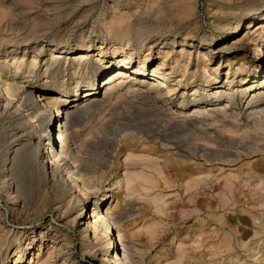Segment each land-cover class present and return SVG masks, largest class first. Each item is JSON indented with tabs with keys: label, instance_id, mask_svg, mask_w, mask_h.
Wrapping results in <instances>:
<instances>
[{
	"label": "rangeland",
	"instance_id": "1",
	"mask_svg": "<svg viewBox=\"0 0 264 264\" xmlns=\"http://www.w3.org/2000/svg\"><path fill=\"white\" fill-rule=\"evenodd\" d=\"M225 2L0 0V64L23 58L17 67L24 69L37 57L25 77L31 88H54L68 100L78 93L76 102H60L62 108L78 106L65 120L66 163L87 186V176L92 175L112 195L111 244L105 250L110 264H264V105L247 110L246 98L236 95L228 117L197 114L191 110L196 104L179 102L181 91L187 95L197 81L160 97L154 90L139 94L127 86L106 91L102 83L113 68L99 73L97 50L90 53L91 65L80 82L94 92L83 97L84 88L77 86L69 63L43 72L41 65L51 54L48 46L65 43L75 52L83 44L94 49L99 42L108 56L113 48L133 50L128 59L136 65L146 48L137 37L141 29L166 37L174 33L181 37L190 29L193 41L216 48L240 37L245 27L243 22L237 30L211 26L209 8L223 7ZM119 13L126 17L125 35L107 31L112 16ZM225 20L233 21L227 14L218 15V22ZM226 52L231 62L247 59L249 77L256 72L263 78L262 53L243 46ZM150 54L148 72L164 50L152 48ZM194 67L192 59L184 76L188 81ZM226 70L224 60L217 73L220 82ZM182 73V66H177L162 89L175 88ZM210 80V87L218 85ZM30 101L19 107L20 112L0 109V264H102L88 246L89 233H83L78 223L90 212L92 199L79 215L82 203H71L73 193L62 185L61 173L52 176L48 164L36 160V134L30 137L21 130L25 110L40 105L35 96ZM207 101L199 105L202 110L213 102ZM52 138L59 146L53 132ZM22 144L24 157L18 152ZM8 156H13L10 161ZM87 189L91 195L95 190ZM51 244L56 249L48 261L46 249Z\"/></svg>",
	"mask_w": 264,
	"mask_h": 264
},
{
	"label": "bare ground",
	"instance_id": "2",
	"mask_svg": "<svg viewBox=\"0 0 264 264\" xmlns=\"http://www.w3.org/2000/svg\"><path fill=\"white\" fill-rule=\"evenodd\" d=\"M222 1H226V5H224L223 7L209 8V11L211 13L210 17L213 18V20L210 22L211 26L213 28L223 27L229 30L239 29L242 22L245 26L241 28L244 30L242 35L240 34V37L238 36L233 41H230V43L225 41L222 45L214 48L209 44H205L200 41H193L191 37L192 32L190 29H187L181 37H178V35L176 36V33L166 37V35L161 32H151V30L146 31L141 29L140 31L138 30L139 32L137 33V37L145 45L146 48L145 53H142L141 58H139L140 61L136 65H133L131 60L128 59L132 56L133 50L129 49L125 51L121 48L119 50L113 48L112 53L108 56L102 51V43H96V47L94 49H91V45L83 44V42L81 43L83 45L78 46L75 52H73L68 46H66L65 43H61L59 48L48 46L51 54L49 56V59L43 62L41 68L43 67L42 70L44 73H48L54 69L52 68L53 65H56L55 67H57L60 66V63H69L71 69L70 73L74 77L77 86H82L84 88L81 96L87 97L94 91L92 88L88 87L87 83L80 84V82L82 81L83 74L87 73V70L91 65L90 53L93 50H97L98 52L94 57L98 65L99 73H103L106 70L113 68V71L106 75L105 81L102 83L103 86H105L104 90L106 91L127 86L128 90L138 92L139 94H148L151 90H154L160 97L165 93L166 95H173L176 92L175 90L178 89L179 86L197 81V85L194 86L192 90L187 93V95H185V89L181 91L180 95L178 94L180 98L179 102L183 104L187 102H193L194 104H196V106L191 109L193 110V112L209 116L212 115L211 113H216V115L219 114L220 117H228L230 112H228L227 110L229 107L231 108V103L235 102L236 95H239V97L242 98H246V108L247 110L250 109L251 111L256 107H261L262 105H264V76L262 79H259L256 75L257 73L255 72L254 76L249 77L250 75L248 76V72L251 69V65L248 63L247 59L245 57H241L238 58L236 62H231L229 61V58H227L228 53L226 52V50L235 46H243L251 49L254 54L262 53L264 55V0H253L245 4H240L239 2L241 1L237 0V2H234V0ZM222 13L229 15L230 18L233 19V21L225 20L223 22H218L217 17L218 15H222ZM116 14H113L114 16H112L110 23L107 26V31L113 34L122 33L123 35H125L129 31L127 29L128 25L125 26V29L123 26V24L126 22V17L125 15H121L120 13V15ZM190 14H193L192 10L191 12H189V15ZM151 27L154 28V26ZM144 32L147 34H144ZM152 48L157 49V51L163 49L164 55L163 58H161L155 64L156 66L151 69V72H148V70H146V65L148 63V60L152 59V56L150 54ZM35 58L37 59V57ZM35 58L31 59L27 63V65H25L24 69L19 68L23 64V58H21L20 60H18L17 58V60L14 59L12 64H8L7 62L6 64H0L1 113L8 114L10 110L12 112V109L16 113L19 107H23L24 104L26 105V103L32 100L34 96L36 97L37 102H39L40 105L39 107L34 106V111H30L28 108L25 110L26 114L23 122L20 125L21 130L22 132H27L25 134H28V136L30 137L36 134L35 138L37 137L38 141L34 144L35 148H37V158L34 156L35 154L33 156L36 158V160L38 159L39 162L42 163L41 165H44V163L48 164L47 168H49L52 176H54V174L56 173H61L60 180L62 182V185L72 190L71 193H73V197L71 199V203H82V207L78 212L79 215H82L81 212L85 208L88 199H92L93 202L90 212L87 216L80 218L78 223L80 224V230L83 233H89L90 242H92L91 245H88L89 248L95 251V254L98 255V257L101 259L102 264H110L112 261L110 258L108 259L105 250L108 247L107 245L111 244L109 233L112 228L111 224H113V209L110 208L109 199L112 197V195L108 194V186L106 184L102 185V180H98L97 177H94L92 175L87 176V182L90 184L87 186L86 181L83 180L84 177L83 179H81L82 176L80 177L79 175H76L75 172L71 169V166L66 163V159L69 158H67V138L69 137H67V134L65 133V120L67 119L68 114L78 109V106L76 104H73L69 107L62 108L60 102L62 100H65L69 103L76 102L78 93L76 91L75 94H73V96L70 98V100H68L66 96L64 97L62 93L58 92L54 88L39 87L38 90L36 88H31L28 85L27 79L25 77H27L28 74H31V72L33 71L34 65L36 64ZM192 59L195 69L191 73L190 81H188L186 78H184V76L187 71V66ZM224 60H226L227 70L225 71L224 80L220 82L218 80L217 73ZM172 61L173 65L171 64V66H169V70H167L166 72L162 70L166 68L167 62L172 63ZM17 65L19 67H17ZM177 66H182L183 73L179 78L176 77V87L173 88L172 86H166L164 89H162V87L165 86L166 82L171 79L170 76L173 75ZM230 73L231 75H229ZM160 75L162 77H160ZM211 78H213V84H218L216 87H210L209 82L211 81ZM104 94H106V92H104ZM92 98L93 97H89L90 101H93ZM204 100H213L212 103H209L208 106H206L208 110H202L199 106L201 103H203ZM19 119L17 120V122L20 121ZM55 124L57 127H51V125ZM52 132L57 135L59 146L56 143V139L52 138ZM44 138L46 139V141L44 140L45 143L41 141ZM21 147L22 148H19L20 151L18 152L21 153L22 157H24L25 155H27L26 150L23 147V144ZM10 152L13 151L11 150ZM17 155L18 154H16V156ZM11 157L8 156L7 159L10 161ZM74 157L75 156L71 158L74 159ZM29 160L31 161L30 158ZM62 161L64 164L61 163ZM52 179L55 180V178L53 177ZM86 186L88 188H93V190L95 189L92 192V195L91 191L88 190ZM55 249L56 247L54 246V244L53 246L51 244L47 247V260L50 257H53L52 254L54 253ZM37 258H39V253L37 255Z\"/></svg>",
	"mask_w": 264,
	"mask_h": 264
}]
</instances>
